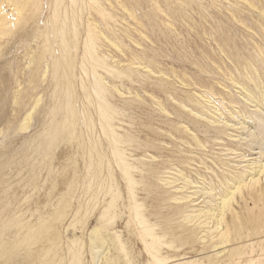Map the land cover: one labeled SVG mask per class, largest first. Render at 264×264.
Returning <instances> with one entry per match:
<instances>
[{
    "label": "rangeland",
    "instance_id": "374dc122",
    "mask_svg": "<svg viewBox=\"0 0 264 264\" xmlns=\"http://www.w3.org/2000/svg\"><path fill=\"white\" fill-rule=\"evenodd\" d=\"M2 8L0 264H264L262 191L203 214L264 160V0Z\"/></svg>",
    "mask_w": 264,
    "mask_h": 264
},
{
    "label": "bare ground",
    "instance_id": "6f19581e",
    "mask_svg": "<svg viewBox=\"0 0 264 264\" xmlns=\"http://www.w3.org/2000/svg\"><path fill=\"white\" fill-rule=\"evenodd\" d=\"M7 16L8 14L4 11V9H0V21H7ZM256 96L257 97L255 101L257 102L258 106L264 108V90L262 89V91L260 92V96ZM258 138L260 139L259 147L264 148V142L262 141V139H264V129H262L261 135H259ZM253 163V166H251L249 169L245 168V170L239 171L233 176L226 178V182L217 183L216 181H213L209 183V191L212 194L214 192L213 195L217 196V203L214 207L208 208L207 212H204L203 214H207L205 215V217L215 220V230L217 231L220 239L217 243L218 245H225L226 243L228 244V242L232 240L233 228L231 229V214H237L238 216L239 213L237 205H239V203L245 199L246 193L259 191H262V193H264V160H256ZM208 193L209 192H207V194ZM261 201L264 202V199H262ZM258 204V207L260 208L264 206V204L260 201ZM96 231L97 230H94V233Z\"/></svg>",
    "mask_w": 264,
    "mask_h": 264
}]
</instances>
